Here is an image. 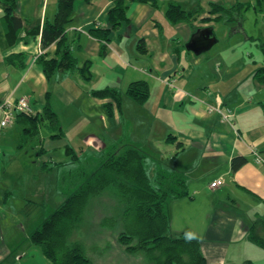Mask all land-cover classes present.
<instances>
[{
	"label": "crops",
	"instance_id": "1",
	"mask_svg": "<svg viewBox=\"0 0 264 264\" xmlns=\"http://www.w3.org/2000/svg\"><path fill=\"white\" fill-rule=\"evenodd\" d=\"M16 1V14L22 20L23 29L18 37H13V44L3 28L4 9L0 6V105L8 96L14 99L28 96L35 113H41L50 93V103L57 113L63 136L53 137L45 127L42 136L43 126L40 128L37 147L42 148L39 156L44 163H69L67 148H74L71 142L74 137L68 133L60 103L77 124L83 115L93 121L92 132L81 137L84 146L79 147L90 149L96 143L102 147L106 141L117 140L108 131L113 119L117 126L127 124L126 109L124 104L121 120L115 105L112 112L106 107L111 98H100L92 92L106 86L117 87L123 93L124 103L126 98L132 100L125 94L129 83L146 80L150 97L140 104L144 107L139 121L152 119L153 125L159 123L160 130L152 133V126L143 140L129 138V134L127 140L167 167L188 176L190 195L170 202L172 235L191 231L200 241L208 264H255L254 255H262L264 250L249 237L256 221V231L264 237L261 223L264 221V163H258L253 153L258 151L264 160V95H239L231 81L235 79V70L249 67L255 86L261 87L264 83L255 74L264 66L256 69L255 59L251 65L240 57L231 66H219L220 55L210 57L205 53L209 49L197 54L187 44L200 28L211 26L215 35L216 24L225 20L233 26L238 41L235 45L249 48L259 44L264 52V0H124L127 20L110 32L105 55L101 53L103 42L91 30L109 26V11L115 0H77L67 25L66 41L60 48V51L68 49L76 57L77 69L57 70L51 79L45 75L38 58L62 55L57 53V43L44 48L41 42L43 25L54 19L58 0ZM172 3L194 13L188 20L173 22L168 15ZM212 4L226 7L243 4L247 8L238 23L229 20L224 12H212ZM252 9L263 19L258 29L246 24V14ZM141 39L145 41L147 53L138 50ZM19 53L24 55L22 67L19 62L11 63L7 59L8 55ZM87 61L91 64L89 78L79 69ZM173 77L174 86H169L166 81ZM235 80L233 85L239 79ZM220 101L232 110L230 120L209 112V106ZM0 117L2 120L1 108ZM151 134L157 148L154 155L146 150ZM57 152L59 156L55 160ZM237 156L246 157L247 162L234 171L232 161ZM218 179L222 183L210 188Z\"/></svg>",
	"mask_w": 264,
	"mask_h": 264
},
{
	"label": "trees",
	"instance_id": "2",
	"mask_svg": "<svg viewBox=\"0 0 264 264\" xmlns=\"http://www.w3.org/2000/svg\"><path fill=\"white\" fill-rule=\"evenodd\" d=\"M77 0H58V10L52 21L43 25L41 42L44 48L57 43V53L61 56L47 57L41 55L38 62L48 79L57 70H76L77 59L71 51L61 46L66 41L67 25L72 20V13ZM89 1V0H85ZM153 1V0H142ZM4 9L2 25L13 44V37L22 32V20L17 16L16 0H0ZM212 12H224L229 20L238 23L242 21L246 5L223 6L212 4ZM194 11H186L180 5L172 3L168 15L170 20L177 22L188 20ZM127 5L124 0H115V5L109 11V26L92 29L91 34L99 38L103 44L101 53L106 54L110 32L127 20ZM138 50L147 53L143 39L138 42ZM23 53L7 56L11 63L19 62L24 66ZM91 64L79 68L83 76L89 78ZM255 76L264 83V67L257 70ZM100 98H111L106 103L109 112L114 105L123 120V93L117 87L106 86L92 92ZM128 97L139 104H144L150 97V85L146 80H135L129 83L126 93ZM18 122L24 124L22 142L30 133L39 135L40 123L53 137H62L57 113L50 103V93L41 113H18ZM128 133H123L122 145L115 141L105 143L99 153H91L81 147L79 151L68 147L71 156L70 165L59 172L60 184L68 192L64 203L56 208L43 221L41 226L31 233L32 242L38 246L51 264H92L82 241L73 239L74 233L82 227L85 216L90 213L99 218V223L105 227H120L119 242L126 245L132 252L153 254L156 264H208L200 245V241L189 230L180 235H172L170 219V202L174 199L189 196L188 176L178 170L164 165L140 147L126 142ZM31 138V137H30ZM22 143L19 144V147ZM42 154V148L39 149ZM247 158L237 156L232 161V169L238 170ZM153 166V174L149 167ZM44 168H49L45 163ZM95 211V214H94ZM89 214V215H90ZM264 224V221H261ZM257 221L250 228L249 237L252 241L264 247V237L256 231ZM244 264H251L246 262Z\"/></svg>",
	"mask_w": 264,
	"mask_h": 264
},
{
	"label": "rangeland",
	"instance_id": "3",
	"mask_svg": "<svg viewBox=\"0 0 264 264\" xmlns=\"http://www.w3.org/2000/svg\"><path fill=\"white\" fill-rule=\"evenodd\" d=\"M246 16V24L254 29H258L263 23L261 16L258 17L257 12L253 9ZM227 23L228 21L224 20L216 24L217 42L205 53L210 57L220 55L218 64L223 67L233 65V62L239 57L251 65L256 61V69L264 66V52L261 46L253 44L249 48H243L235 45L238 43L236 34L233 26L228 24V27ZM248 70L249 67L238 72L235 70V79L238 78L239 80L235 85L233 84L236 80L231 81L232 88H236L239 95H264V84L261 87L255 86L253 78H251L253 74H249ZM194 79L193 81H195ZM198 81L200 80L198 79ZM124 104L126 109L124 117L127 124L117 126L115 119H113L114 122L108 131L111 135L115 134L117 140H121L122 133H128L129 138L138 137V140H143L152 126V133L160 130L159 123L153 125L152 119H148L147 122L145 120L144 123L139 121L140 112L144 106L136 104L129 98H126ZM59 106L62 110V117L66 119V124H68V133L74 137L71 141L72 146L79 151L81 148L79 146H84L81 137L92 132L90 126L93 127V121L83 115L77 124L75 118L68 117V109H65L63 103H60ZM125 109L123 108V110ZM81 123L83 124L80 125ZM9 125L5 127L0 125V264H12L14 262L15 264L18 262H22V264H51L41 249L32 242L31 233L41 226L49 214L66 200L68 192L65 190L63 192L59 172L75 165H70V162H60L53 165L54 162L49 161L46 163L49 168H44V159L39 156L37 147L40 140L39 135L35 132L30 133L29 137L22 142L24 124L11 122ZM41 127L42 123H40L39 131ZM45 131L46 129L42 127V136ZM117 140L111 141L117 143ZM119 142H121L118 144L119 146L123 144V141ZM126 142L130 141L127 140ZM21 143L22 146L19 147ZM153 144V134H151L148 142L149 149L146 150L154 155L157 148ZM99 146V143H96L94 146L91 145L90 149H84L97 154L104 148V146ZM94 147L97 148L96 151L93 150ZM58 154L59 152L54 153L55 160H58ZM67 155L71 160V156ZM62 156L65 157L66 155L63 154ZM152 168L153 166L149 167L150 175L153 174ZM89 214L87 217L85 216L82 227L74 233L73 239L80 240L85 244L92 264H156L152 256L157 251H154L153 254H144L143 252L128 250L126 245L119 242L120 227L102 226L97 215ZM1 249L7 252H1ZM254 256L256 258L255 264H264V250L262 255L256 254ZM241 262L243 263V261Z\"/></svg>",
	"mask_w": 264,
	"mask_h": 264
},
{
	"label": "built area",
	"instance_id": "4",
	"mask_svg": "<svg viewBox=\"0 0 264 264\" xmlns=\"http://www.w3.org/2000/svg\"><path fill=\"white\" fill-rule=\"evenodd\" d=\"M174 81L173 77V79H167L166 82L169 86H174ZM0 108L2 110L1 127H5L13 122L18 113L34 114L36 112L35 106L28 96H20L16 99L12 98V96H8L2 101ZM209 112L219 114L224 120H230L233 116L232 110L221 101L217 105H210ZM253 153L258 163H264L258 151L253 150ZM221 183L222 179H218L210 184V188H215Z\"/></svg>",
	"mask_w": 264,
	"mask_h": 264
},
{
	"label": "water",
	"instance_id": "5",
	"mask_svg": "<svg viewBox=\"0 0 264 264\" xmlns=\"http://www.w3.org/2000/svg\"><path fill=\"white\" fill-rule=\"evenodd\" d=\"M217 42L211 26L200 28L187 44L189 50L199 54L210 49Z\"/></svg>",
	"mask_w": 264,
	"mask_h": 264
}]
</instances>
